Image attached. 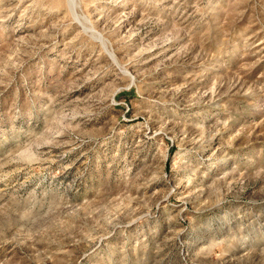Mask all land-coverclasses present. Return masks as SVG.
<instances>
[{
	"label": "rangeland",
	"instance_id": "rangeland-1",
	"mask_svg": "<svg viewBox=\"0 0 264 264\" xmlns=\"http://www.w3.org/2000/svg\"><path fill=\"white\" fill-rule=\"evenodd\" d=\"M0 264H264V0H0Z\"/></svg>",
	"mask_w": 264,
	"mask_h": 264
}]
</instances>
